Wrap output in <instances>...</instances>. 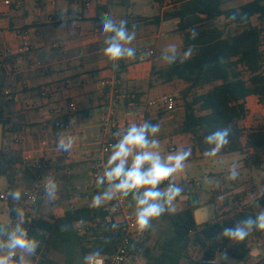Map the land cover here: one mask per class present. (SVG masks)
Masks as SVG:
<instances>
[{"label": "trees", "instance_id": "trees-1", "mask_svg": "<svg viewBox=\"0 0 264 264\" xmlns=\"http://www.w3.org/2000/svg\"><path fill=\"white\" fill-rule=\"evenodd\" d=\"M233 1L155 0L162 11L150 18L137 17V20L129 21L127 26L131 30L133 25L137 26L139 23L159 27L163 22H176V30L183 40V50L194 46L193 56L186 62L166 65L162 69L153 66L151 71L152 77L157 76V81L160 80L162 85L169 87L172 91L169 96L174 98L176 104L180 101L184 113L178 132L190 138L192 155L198 153L201 158L205 157L204 152L209 147L204 142L205 137L217 129L230 127L229 144L218 155L241 154L246 169L264 173V124L250 128L243 125L249 115V97H257L259 103L264 105V0H252L234 8L226 7ZM167 2L170 3L165 7ZM104 13L111 15L110 4H99L96 7V16L92 21L100 30V17ZM233 16L235 19H232ZM254 18L258 20L257 24L253 23ZM231 26L242 27V30L233 33ZM193 28L198 32L194 40L190 38ZM146 52V47L139 50L138 62L143 61ZM37 55L38 61H43V53ZM127 60L119 61L117 82L122 81V75L128 72L130 65L126 63ZM9 63L12 64V61ZM34 64L36 65L30 60V65ZM246 74L249 75L248 78L245 77ZM115 88L119 92L120 85L117 84ZM108 90L107 87L105 94ZM175 94H179V97ZM15 95V89L6 85L1 78L0 125L3 145L0 148V177L5 178L8 192L19 188L21 178L27 180L31 189L36 172L34 166L24 158L23 150L17 147L18 137L27 125L23 116L17 115V120L13 117ZM142 98L141 93L131 92L124 99V104L139 105ZM166 98L168 96L163 101ZM163 108L158 111L155 120L145 118L143 121L159 123L167 113L166 108ZM50 123L56 133L64 126L63 119L59 117H54ZM107 140L116 142L113 135ZM41 163L42 170L53 169L60 189L57 198L49 202L44 196L43 187L29 210H33L34 215L29 211L25 213L24 226L29 235L40 242L35 256L30 258L31 264H35L36 260L37 264H84V257L97 250L102 256L113 254L123 239L124 224L117 220L109 203L99 208L91 207L92 198L101 191L96 186V178L94 177L91 188L85 191L72 184V177L69 175L71 165L65 163L64 156L55 165ZM167 183L165 181L160 187L164 188ZM202 192L200 181H189L184 185L181 196L174 202L186 199V203L160 217L165 226L161 227L155 244L152 247L148 245L152 232L150 228L145 231L143 239L129 247L130 253L135 257L143 256L146 264H200L203 259H213L222 245L218 237V223L211 221L200 224L196 219L195 212L202 206ZM218 193L220 191L212 193L209 202L216 203ZM181 197L184 199H180ZM72 200L78 202L72 204ZM126 200L131 208L135 205L131 197ZM257 201L264 205V197L260 196ZM67 203L70 204L66 205ZM55 205L64 206L61 215L52 212ZM14 208L11 203L10 220L13 222L16 220ZM254 215L255 213L243 214L244 218ZM155 221L157 219L152 223ZM113 225L118 227L114 228ZM254 234L260 238L264 231L254 230ZM223 240L225 244L229 242L227 238ZM52 252L61 254L64 261L53 260L50 257ZM200 254L202 256L197 258ZM227 254L243 264H251V251L245 244L227 251ZM261 262L258 264H262Z\"/></svg>", "mask_w": 264, "mask_h": 264}, {"label": "crops", "instance_id": "crops-1", "mask_svg": "<svg viewBox=\"0 0 264 264\" xmlns=\"http://www.w3.org/2000/svg\"><path fill=\"white\" fill-rule=\"evenodd\" d=\"M3 1L0 0V5ZM130 1L11 0L10 7L6 9L8 17L0 15V61H2L0 79L2 78L6 85H11L16 91L12 107L14 119L17 120L19 117L17 115L23 116L27 125L22 135L18 137L17 147L23 150L24 158L31 165L36 160L44 161L47 165H55L57 160L64 156L65 163L71 165L69 175L72 177V184L79 188L80 183H86L82 186L85 191L93 185L94 169L101 160L103 142L110 136V133H107L108 127H111V121L115 122L118 109L116 104L124 102L131 92L141 93L142 103L126 106L128 110L124 112L126 116H122L124 120H128V123L141 122L145 118L155 120L158 114L154 116L149 103L156 101L153 98L154 92L160 87L153 90L145 88L141 83H135L145 62H138V52L142 47L136 48L134 61L127 60L126 63L130 65L128 72L122 75V81L117 82L119 61L114 67L113 62L105 57L103 53L105 34L92 21L96 16L97 5L110 4L111 16L118 22L121 18L115 16L114 8L129 9ZM62 16L64 19L61 18ZM164 23L167 22H163L159 28H162ZM140 24L142 23L137 24L136 31ZM150 50L154 51L147 49L145 58ZM39 53H43V61H38ZM10 60L12 64L9 63ZM30 60L36 65H30ZM109 77H112L111 81L104 79ZM103 83H106V86H103ZM117 84L120 85L119 92L115 88ZM107 87L109 90L105 94ZM131 87L132 89L129 90ZM253 97L255 96L249 98ZM71 105H75L77 110L72 111ZM54 117L63 119L64 124L62 130L57 133L53 131L50 123ZM165 120V116L160 120V129L165 125ZM120 121L117 120L119 123ZM124 123L127 125L126 121ZM0 134L1 148L2 127ZM60 135L74 137V144L67 152L56 147ZM167 135L174 137L173 133ZM176 136H179L182 143L181 149L191 148L189 137L180 133ZM242 143L244 144L245 141ZM229 155L232 154L218 155L209 159L225 161ZM240 157L242 159V156ZM204 159L208 158H201L197 153L195 157L191 155L190 161L186 162ZM231 163L230 161L229 164ZM243 166L242 164V169L245 170ZM229 171L218 174L219 178L215 180L210 193H207L204 204L210 203L209 198L213 190L225 187L224 178L228 176ZM45 173L44 180L55 176L53 169H45ZM198 181L202 182V180ZM221 199L218 198L216 202L218 205ZM185 200L174 202L173 205L178 207ZM80 201L84 203L83 200ZM77 202V200L70 201L72 204ZM211 221L213 220L206 222Z\"/></svg>", "mask_w": 264, "mask_h": 264}, {"label": "clouds", "instance_id": "clouds-1", "mask_svg": "<svg viewBox=\"0 0 264 264\" xmlns=\"http://www.w3.org/2000/svg\"><path fill=\"white\" fill-rule=\"evenodd\" d=\"M64 19V17H61ZM235 19V16L232 17ZM102 31L105 34L103 53L108 60L116 62L134 59L136 49L132 46L136 39V26L128 28V21L118 22L107 13L100 17ZM198 32L193 28L190 38L196 39ZM194 46L181 51L174 43L165 46L161 51V60L171 66L184 63L192 58ZM74 121V120H73ZM160 124L150 121L130 123L122 130L114 133L116 142L111 145V152L103 170L96 176V186L101 191L92 198L91 207L99 208L106 202L131 197L135 203V223L140 231L152 227V221L172 210L174 201L181 196L183 188L170 181L174 174L182 171L186 161L191 157V148H183L166 156L160 151V141L156 138L160 132ZM230 127H223L209 133L205 143L209 146L204 152L205 157H216L229 144ZM74 144V137L60 135L57 149L67 152ZM239 176L236 165H233L227 176L228 180H236ZM169 181L165 188L161 184ZM59 183L54 177L47 179L44 185V196L51 202L57 198ZM260 196L264 197V184L259 188ZM13 201H20L22 193L19 189L7 193ZM258 211L254 216H246L238 220L233 227H226L220 238L239 243L251 232L264 231V206L255 201ZM115 207V205L113 206ZM15 222L9 220L0 223V264H31L40 242L29 235L24 226L23 210L14 208ZM113 227H118L113 225ZM63 230V229H62ZM97 250L90 256H99ZM90 256L84 257V264H90ZM224 259H227L225 255Z\"/></svg>", "mask_w": 264, "mask_h": 264}, {"label": "rangeland", "instance_id": "rangeland-1", "mask_svg": "<svg viewBox=\"0 0 264 264\" xmlns=\"http://www.w3.org/2000/svg\"><path fill=\"white\" fill-rule=\"evenodd\" d=\"M250 1L252 0H234L233 2L229 3L226 7L228 8L239 7ZM169 3L170 2H167L165 4V7H168ZM160 11H162V8L155 2V0H131L129 9L126 7L114 8L115 16L117 18L126 19L127 21H129V19L137 20V16L150 18L158 14ZM253 23L257 24L258 20L254 18ZM176 29H177L176 22L164 23V26L162 28L140 24L139 29L136 31V39L133 41L132 44V46L135 47V49L141 48L146 45H147L146 46L147 49H154V56L152 58L150 59L143 58V61L145 62L142 65L143 67L141 68V71L139 72L140 74L137 76V80L135 81V83H141V85L144 86L145 88L153 89V90H155V88L157 87H160L158 91L154 92V96H153V98L156 101H158V103H160L161 101V105L159 104V106H162L163 99L166 96L171 97L169 95L172 94V91L169 89V87L162 85L160 80L157 81V76L152 77L151 75H149L150 73L149 71L151 66H155L157 69H162L166 67L167 64H165L160 57H161L162 49L168 44L174 43L178 46V48L181 51H183V40ZM230 30L233 33H236L242 30V27L231 26ZM248 76H249L248 74L245 75L246 78H248ZM104 79L107 81H111L112 77L104 78ZM135 83L134 85L137 87V84ZM123 89L124 90L126 89L125 86ZM131 89L132 87L129 90ZM175 95L179 97L178 96L179 94H175ZM116 105L118 109L115 115V122L111 121L112 124L111 127H108L109 130L107 133H111L112 131L117 132L118 130H122L126 128L128 124L133 123V122L128 123V120H124V117H122V116H126L125 113L128 110V107H126L124 102L117 103ZM159 106L156 107L150 106L152 108L151 111L154 114V116H156V114L160 109H164L163 108L164 106L162 107ZM247 107L249 109V115L247 119L244 121L243 125L247 128H250L252 126H257L259 124H264V105H261L259 103L258 98L257 97L249 98L247 100ZM183 113L184 110L180 104V101H178L176 104L175 111L165 114V119H166L165 125H163L162 128L160 129L162 130V132L160 131L156 137L160 141V151L165 156L169 153L175 152L182 148V143L179 139V136L176 135L179 133L178 128L183 118ZM118 119L121 120L120 123L117 122ZM125 121L127 125H125L124 123ZM141 122H143V119L141 120ZM141 122L136 121L135 123L139 124ZM0 132H1V127H0ZM163 132L166 134H163ZM168 133H173L174 137L167 135ZM0 138H1V134H0ZM173 147H175V149L171 150V148L173 149ZM240 156L242 155L232 154L227 156V160L225 161L214 158L213 159L208 158L199 161L186 162L184 169L174 174L171 182H174L175 184L183 188V186L184 185L186 186L189 181L202 180L203 193L201 194V202L203 203L204 199L208 195L207 193H210L213 184L215 183V180H218L217 178H219L220 175L219 173H221L222 171L230 170L233 165H236L237 170L239 172L238 178L232 181V180H228L227 176H225L224 178L225 187L222 186L221 189L213 190L211 192V195L209 194L211 198L212 193L220 191V193H218L219 200L221 199V197L222 199L221 201H219V205L218 203H211V202L208 204L203 203L202 206L196 210L195 216L198 223H203L208 220H213V222L218 223L217 224L218 235H219L218 237L222 247L217 249L215 257L217 256V259L221 264H243L238 260L229 257L227 254V251H233L240 244H245L247 248L250 249L252 255L251 264H258L260 261H262L261 263L264 264V234L262 235L261 238H259L255 236L253 231L249 234L248 237L245 238L244 241L239 243H234L229 241L227 244H225L224 240L220 238V233L222 232V230L226 227H233L238 220L244 218L243 214H248V213L256 214V212L258 211L255 201H257V199L260 197L259 188L262 185L264 179V173L261 171H251L249 169L246 170L244 166L243 167L245 168V170L242 169L243 162L241 164V161L243 159V156L242 159ZM230 161L232 162L231 164H229ZM97 166L98 164L96 165V167ZM41 173L43 176L46 175L45 170H42ZM44 181L46 184L47 180ZM18 183H19L18 189L22 193L21 200L18 202L13 200L10 201L11 198L9 197V200L7 202L0 201V221H4L7 223L10 220L11 203L15 206V208H19L23 210L24 214L30 210V207H32V203L28 202V192L30 187L27 184V180L21 178ZM220 184L221 183H219V185ZM84 185H86V183H80L78 186L79 188H82V186ZM0 189L8 193L7 182L4 178H0ZM59 189H60V185H59ZM240 194L241 196H238ZM182 198L183 197H181L180 199ZM68 204L70 203H67L66 205ZM109 207H111V205ZM176 209H178L177 205H173L172 210L175 211ZM62 210H64V206L55 205L52 207V212H54V214L56 215H60L62 213ZM131 210L133 213H135V205L132 207ZM29 212H32V214L34 215L33 210ZM119 219L120 218H117L118 221ZM164 226L165 223L160 218H158L157 221L152 223L151 238L148 243L149 246L152 247L155 244L156 240L160 235V231H161L160 229L161 227L164 228ZM225 255L227 256V259H224ZM201 256L202 255L200 254L197 255L196 257L200 258ZM50 257L58 262L64 261V257L56 252H52ZM35 264H37V260ZM130 264H146V261L143 256L138 255L137 257L134 258V260Z\"/></svg>", "mask_w": 264, "mask_h": 264}, {"label": "built area", "instance_id": "built-area-1", "mask_svg": "<svg viewBox=\"0 0 264 264\" xmlns=\"http://www.w3.org/2000/svg\"><path fill=\"white\" fill-rule=\"evenodd\" d=\"M11 0H4L0 5V15L4 17H8V12L6 9L10 7ZM9 56V55H8ZM154 56V51L150 50L147 53V58H152ZM2 66V61H0V67ZM103 86H106V83H103ZM160 103L158 101H151L149 105L151 107L159 106ZM162 106H164L167 112L175 111L176 109V101L172 97L166 98ZM72 111H76L77 107L75 105H71ZM116 132V131H115ZM115 132H111L110 135L114 136ZM115 137V136H114ZM116 138V137H115ZM117 139V138H116ZM114 144L112 141L106 140L102 145V157L99 162V165L95 168L94 177L96 178L97 174L100 173L107 161L108 156L111 152V145ZM174 150V149H172ZM36 172H35V182L33 187L28 192V202L35 203L37 201L38 195L42 188L44 187L43 175H42V163L40 160H36L33 164ZM171 181V178H170ZM169 183V181H166ZM9 197L5 191L0 190V201L7 202ZM109 203L111 205L110 209L112 213L117 215L120 223L124 224L123 232L124 236L121 243L118 245L116 251L107 256H90V264H130L135 256L130 253L129 247L133 245L134 242L140 241L145 236V231H140L138 226L135 223V213L132 212L131 205L128 203L126 199H118L113 200ZM115 205V207H113ZM224 250V249H223ZM200 264H221L216 257L213 259H203Z\"/></svg>", "mask_w": 264, "mask_h": 264}]
</instances>
